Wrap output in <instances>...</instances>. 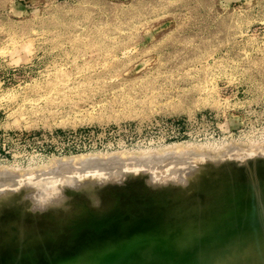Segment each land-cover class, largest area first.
I'll use <instances>...</instances> for the list:
<instances>
[{
	"label": "rangeland",
	"instance_id": "1",
	"mask_svg": "<svg viewBox=\"0 0 264 264\" xmlns=\"http://www.w3.org/2000/svg\"><path fill=\"white\" fill-rule=\"evenodd\" d=\"M260 168L264 0H0V264H264Z\"/></svg>",
	"mask_w": 264,
	"mask_h": 264
},
{
	"label": "bare ground",
	"instance_id": "2",
	"mask_svg": "<svg viewBox=\"0 0 264 264\" xmlns=\"http://www.w3.org/2000/svg\"><path fill=\"white\" fill-rule=\"evenodd\" d=\"M170 158V157H169ZM160 160V159H159ZM171 161V160H170ZM162 162V161H161ZM172 163H174L173 161H172ZM67 165V164H66ZM93 165V164H92ZM61 166V165H60ZM63 166V165H62ZM129 167V166H128ZM261 170H262V168H260ZM259 170V169H258ZM262 171H264V170H262ZM63 172V171H62ZM60 173V172H59ZM259 173V172H258ZM262 173H264V172H262ZM263 175V174H262ZM202 176V175H201ZM257 176V175H256ZM259 176H260V174H259ZM264 176V175H263ZM199 177V176H198ZM200 178V177H199ZM199 178H196V179H198L199 180ZM250 178V177H249ZM261 178V177H260ZM96 179V178H95ZM98 179V178H97ZM251 179H253L252 177H251ZM70 180H71V178H70ZM74 180V179H73ZM68 181V180H67ZM261 181H262V179H261ZM264 181V180H263ZM260 182V181H259ZM199 183V182H198ZM82 184V183H81ZM76 185V184H75ZM74 185V186H75ZM78 185V184H77ZM83 185V184H82ZM90 185V188H91V184H89ZM88 185V186H89ZM97 185V184H96ZM206 185V184H205ZM98 186V185H97ZM260 186V185H259ZM80 187H81V185H80ZM207 187H208V185H207ZM250 187V186H249ZM256 187V186H255ZM84 188V187H83ZM85 188H87L86 187V185H85ZM89 188V189H90ZM205 188V187H204ZM251 189V188H250ZM82 190V189H81ZM246 190H248V187L246 188ZM78 191V190H77ZM85 191H87V190H85ZM253 191V190H252ZM248 192V191H247ZM243 193V192H242ZM242 198V197H241ZM254 200V199H253ZM250 203V202H249ZM252 203V202H251ZM41 204H43V203H41ZM246 205V204H245ZM248 205H251V204H248ZM247 206V205H246ZM245 206V207H246ZM244 207V206H243ZM241 210V209H240ZM256 210L257 209H255V211L254 212H256ZM118 211V210H117ZM243 211V210H242ZM249 210H247V212H248ZM258 211V210H257ZM240 212V211H239ZM246 212V211H245ZM260 212H261V210H260ZM115 213V212H114ZM243 213V212H242ZM251 213V212H250ZM255 215H256V213H254ZM105 215V214H104ZM245 215V214H244ZM253 215V214H252ZM251 215V216H252ZM246 216V215H245ZM111 218V217H110ZM242 218H245V217H242ZM246 218L247 219H249L248 218V213H247V216H246ZM259 218V217H258ZM258 218H255V219H257L258 220ZM113 220V219H112ZM241 220V219H240ZM245 220V219H244ZM243 220V221H244ZM251 220V219H250ZM139 221H141V220H139ZM247 221V220H246ZM109 222V221H108ZM133 222H136L135 220L133 221ZM131 223V224H134V223ZM240 222H242V220L240 221ZM248 222H249V220H248ZM248 222H245L248 226H249V223ZM260 222V221H259ZM244 223V222H243ZM254 223H255V221H254ZM256 223H258L257 221H256ZM150 224V223H149ZM153 224V223H152ZM252 224V223H251ZM259 224V223H258ZM93 225V224H92ZM151 225V224H150ZM245 225V224H244ZM247 225H246V228H247ZM253 225H256V224H253ZM133 226V225H132ZM152 226V225H151ZM216 226V225H215ZM220 226V225H219ZM223 226V225H222ZM225 226V225H224ZM242 226V225H241ZM256 226H258V225H256ZM81 227V226H80ZM99 228H100V226H99ZM155 228V227H154ZM217 228H218V226H217ZM224 228V227H223ZM227 229H229V228H227ZM232 229V228H231ZM250 229H252V228H250ZM151 230V229H150ZM217 230V229H216ZM221 230V229H220ZM230 230V229H229ZM152 231V230H151ZM153 231H154V229H153ZM157 231V230H156ZM209 231H211V230H209ZM221 231H223V230H221ZM225 231V230H224ZM227 231V230H226ZM232 231V230H231ZM145 232V231H144ZM143 232V233H144ZM158 232V231H157ZM215 232H217V231H215ZM244 232V231H243ZM248 232V231H247ZM147 233V232H146ZM148 233H150V231L148 232ZM191 233V232H190ZM217 233H219V232H217ZM227 233V232H226ZM231 232H229V234H230ZM134 234V233H133ZM244 234H245V232H244ZM264 234V233H263ZM146 235V234H145ZM154 235V234H153ZM170 235V234H169ZM172 235V234H171ZM174 235V234H173ZM172 235V236H173ZM204 235V234H203ZM132 236V235H131ZM164 236H165V234H164ZM176 236V235H175ZM185 236V235H184ZM219 236H220V234H219ZM221 236H222V234H221ZM225 236V235H224ZM257 236V235H256ZM156 237V236H155ZM171 237V236H170ZM183 237V236H182ZM203 237V236H202ZM229 237V236H228ZM173 238H174V236H173ZM161 239V238H160ZM179 239V238H178ZM211 239V238H210ZM159 240V239H158ZM173 240V239H172ZM180 240H181V238H180ZM215 240V239H214ZM223 240V239H222ZM78 241H80V240H78ZM134 241V240H133ZM149 242H150V240H149ZM158 242V241H157ZM80 243V242H79ZM81 243H83V241H81ZM81 243H80V246L79 247H77V248H79L78 250H80V248L82 247L81 246ZM171 243V242H170ZM243 243V242H242ZM251 243V242H250ZM84 244V243H83ZM151 244H152V242H151ZM167 244V243H166ZM165 244V245H166ZM172 244V243H171ZM164 245V246H165ZM168 245V244H167ZM219 245V244H218ZM109 246V245H108ZM107 246V247H108ZM125 246V247H124ZM138 246V245H137ZM147 246V245H146ZM175 246V245H174ZM103 247H106V246H103ZM102 247V248H103ZM106 247V248H107ZM110 247V246H109ZM123 248H121L122 250H121V252L119 251V253L118 254H116V256H115V253H110V255H112V256H114L115 258L117 257V255H121L120 257H118V259H117V261L115 260V258L114 257H111L109 260H108V258H109V253L108 254H104V255H102L101 257H99L97 260H96V264H107L108 262H109V264H110V262L112 261V262H114V264H141V261H142V257L141 256H137L136 254H135V248H136V245H134V246H132L130 249H126V247H128V246H126V245H123L122 246ZM166 247V246H165ZM175 247H178V246H175ZM246 247V246H245ZM255 247V246H254ZM18 248V247H17ZM102 248L100 249V250H102ZM161 248V247H160ZM171 247H166L162 252L161 251H159V252H155V250L153 251L154 252V255H157L156 256V258L158 259V260H161V259H163V257H167V256H169L170 254H172V251H174V250H172V249H170ZM175 249V248H174ZM255 249H257V248H255ZM19 250V249H18ZM141 250V249H140ZM139 250V251H140ZM172 250V251H171ZM182 250V249H181ZM75 251V250H74ZM102 251H104V250H102ZM113 251V250H112ZM137 251V250H136ZM150 251V250H149ZM179 251H180V249H179ZM183 251V250H182ZM248 251V250H247ZM75 252H77V251H75ZM80 252V251H79ZM79 252H77V253H79ZM94 252V251H93ZM100 252V251H99ZM147 253V252H146ZM149 253V252H148ZM176 253H177V251H176ZM176 253L174 254V252H173V256L175 257V255H176ZM249 253V252H248ZM81 254V253H80ZM96 254V253H95ZM95 254H93L94 256H95ZM180 254H181V252H180ZM193 254V253H192ZM97 255V254H96ZM142 255V254H141ZM186 255V254H185ZM189 255V254H188ZM58 256H59V254H58ZM177 256L179 257V252H178V254H177ZM182 256H183V254H182ZM23 257V256H22ZM47 257V256H46ZM57 257V256H56ZM173 257V258H174ZM189 257H191L190 255H189ZM193 257V256H192ZM97 258V257H96ZM113 258H114V260H113ZM120 258V259H119ZM168 258V257H167ZM179 258H182V257H179ZM183 258H185V257H183ZM47 259V258H46ZM77 259V258H76ZM145 259H147V258H145ZM153 259V258H152ZM193 259H194V257H193ZM5 260V259H4ZM166 260V259H165ZM170 260H172V258L170 259ZM170 260H169V262H170ZM177 260V262L180 260H178V259H176ZM185 260V259H184ZM188 260V259H187ZM16 261V260H15ZM195 261V260H194ZM194 261H192V263L194 262ZM161 262H164L163 260L161 261ZM169 262H167V263H169ZM183 262H185V261H183ZM186 262H188V261H186ZM190 262V261H189ZM5 263V262H4ZM17 263V262H16ZM179 263V262H178ZM191 263V262H190ZM199 264H200V262H198ZM113 264V263H112ZM144 264V263H143ZM153 264H155L154 262H153ZM173 264H177L176 262L175 263H173ZM182 264V263H181ZM184 264V263H183ZM186 264V263H185ZM187 264H189V263H187Z\"/></svg>",
	"mask_w": 264,
	"mask_h": 264
}]
</instances>
